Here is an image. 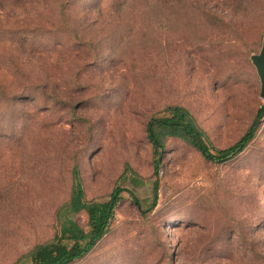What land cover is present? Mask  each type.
Wrapping results in <instances>:
<instances>
[{
  "label": "rangeland",
  "instance_id": "374dc122",
  "mask_svg": "<svg viewBox=\"0 0 264 264\" xmlns=\"http://www.w3.org/2000/svg\"><path fill=\"white\" fill-rule=\"evenodd\" d=\"M263 35L264 0H0V264L68 221L86 230L84 212L57 214L73 168L85 201L117 185L141 207L123 192L72 264H264V100L250 60ZM171 106L212 150L257 119L254 137L220 164L166 138L154 176L145 127Z\"/></svg>",
  "mask_w": 264,
  "mask_h": 264
},
{
  "label": "trees",
  "instance_id": "16d2710c",
  "mask_svg": "<svg viewBox=\"0 0 264 264\" xmlns=\"http://www.w3.org/2000/svg\"><path fill=\"white\" fill-rule=\"evenodd\" d=\"M165 113L164 117H151L145 127L146 138L151 144L155 158L153 160L154 176L158 174V156L164 149L166 138L180 139L195 149L205 160L220 164L240 155L255 134V128L251 126L233 145L225 149L212 150L203 131L197 127L195 120L185 108L171 106L165 109ZM256 116L258 119L264 117V106L259 109ZM127 170L128 168H125V171ZM71 176L70 199L67 204L59 208L57 214L63 211H68L73 215L84 212L87 220L86 230L76 222L68 221L66 226L61 228L50 241L34 247L22 260L17 262L18 264H72L86 256L108 232L117 204L122 200L123 192H129L135 204L141 207V203L130 191L117 185L113 187L107 200L87 202L84 200L76 168H73ZM135 180L137 179H134V182H137ZM156 186L157 181H154L149 211H153L158 199Z\"/></svg>",
  "mask_w": 264,
  "mask_h": 264
},
{
  "label": "water",
  "instance_id": "95a60500",
  "mask_svg": "<svg viewBox=\"0 0 264 264\" xmlns=\"http://www.w3.org/2000/svg\"><path fill=\"white\" fill-rule=\"evenodd\" d=\"M262 45L261 49L258 54L252 55L250 57V60L253 64V67H255L259 83H260V92L259 97L264 100V35H263ZM258 120L256 119L251 126L255 127Z\"/></svg>",
  "mask_w": 264,
  "mask_h": 264
}]
</instances>
